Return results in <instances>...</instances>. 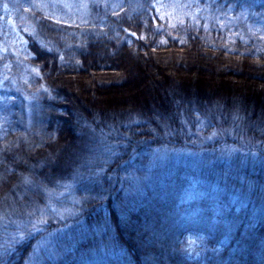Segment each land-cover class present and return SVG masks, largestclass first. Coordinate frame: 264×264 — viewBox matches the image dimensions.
Returning <instances> with one entry per match:
<instances>
[{
    "label": "trees",
    "instance_id": "obj_1",
    "mask_svg": "<svg viewBox=\"0 0 264 264\" xmlns=\"http://www.w3.org/2000/svg\"><path fill=\"white\" fill-rule=\"evenodd\" d=\"M41 1L0 0L33 28L20 63L0 30V264H264V0Z\"/></svg>",
    "mask_w": 264,
    "mask_h": 264
},
{
    "label": "rangeland",
    "instance_id": "obj_2",
    "mask_svg": "<svg viewBox=\"0 0 264 264\" xmlns=\"http://www.w3.org/2000/svg\"><path fill=\"white\" fill-rule=\"evenodd\" d=\"M46 1V0H45ZM44 0L39 3L42 6H45L47 9L49 7V10H51L58 18L65 19V20H72L74 18V15L76 18H83L85 15L89 14L91 10L100 3V0H93L92 2H89L88 0H47L45 2ZM106 2V0H104ZM38 4V2H37ZM164 6V4H163ZM165 13L171 14L173 16H180L183 13V10L181 7L178 6V4L173 1L170 3H167L166 6L163 7ZM75 18V19H76ZM20 19V18H19ZM21 23H18L16 18V12L15 8L8 7L6 9V15L3 17V19L0 22V30L2 31V35L4 36V40L2 41L1 47L3 52H8L10 54H13L14 58L13 61L19 62V55L22 50H24L26 43L28 42V32L32 31V23L29 18H21ZM215 137V136H213ZM211 139V138H210ZM193 143H198L197 140H192ZM192 149V150H191ZM171 148L170 151L166 150H160L158 152V155L155 156V159L159 161L165 162L176 159L178 157H185L187 159H193L197 155V151H200L195 148ZM201 152V151H200ZM237 152V151H236ZM212 154L218 155L220 158H223L225 160H228V157H233V153L231 152H221L217 150L216 152H210ZM202 154V153H201ZM239 155V152H237ZM242 154H240V157ZM247 188H244L245 190ZM63 195H58L57 199L62 198ZM65 200H63V203L61 205H53L55 207L54 210H50L51 214L54 213L55 216H57L56 212L65 210V207L68 206V202H74L78 201V199H71V196L69 193H66ZM68 198V199H67ZM52 208V207H50ZM61 208V210H60ZM62 216L58 215L56 219H60ZM63 217H65V211H63ZM187 248L189 249V253L193 256H199L204 250H205V240L202 235H188L186 237Z\"/></svg>",
    "mask_w": 264,
    "mask_h": 264
},
{
    "label": "snow or ice",
    "instance_id": "obj_3",
    "mask_svg": "<svg viewBox=\"0 0 264 264\" xmlns=\"http://www.w3.org/2000/svg\"><path fill=\"white\" fill-rule=\"evenodd\" d=\"M49 206L52 207L53 210L55 211V207L53 205H51L49 203ZM39 211H40L39 217L37 218V217L33 216V220H32V222L29 225L31 231H36L37 230V226H39L41 229L43 228L44 221L46 219L45 208L41 207L39 209ZM63 211H66V210L58 211V212H56V214L57 215H61V214H63ZM16 235L19 236L21 240L25 239V233H23V232H19L18 231L16 233ZM40 243H43V240L37 242V246L34 247V252H37V249H38V246H39Z\"/></svg>",
    "mask_w": 264,
    "mask_h": 264
}]
</instances>
